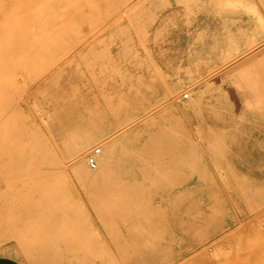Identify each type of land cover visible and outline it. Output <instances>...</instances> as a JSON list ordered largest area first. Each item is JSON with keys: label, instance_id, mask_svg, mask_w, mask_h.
Returning a JSON list of instances; mask_svg holds the SVG:
<instances>
[{"label": "rangeland", "instance_id": "obj_1", "mask_svg": "<svg viewBox=\"0 0 264 264\" xmlns=\"http://www.w3.org/2000/svg\"><path fill=\"white\" fill-rule=\"evenodd\" d=\"M67 4L75 9L70 19L77 29L65 40L55 38L48 51L51 64L36 70L32 67L36 49L30 44L32 1L0 0V75L33 77L37 86L55 73L53 61L66 60L82 48L76 58L87 53L92 64L87 67L82 61L81 81L76 82L86 91L87 106L91 103L100 110L89 125L101 132L102 142L116 132L103 120L106 97H111L113 108L127 124L157 117L144 127L147 161L135 207L119 217L103 213L114 222L109 225L128 219L144 234L126 248L114 247L111 234L91 207L90 182L77 181L65 163L43 160L32 167L28 162L25 168L31 172L24 178L2 182L0 196L14 197H0V206L9 212L8 220L13 209L16 217L24 214L20 222L29 218L34 222L24 225L10 219L9 223L4 214L0 256L22 264H78L81 257L76 254L81 251L74 247L68 230L72 219L85 217L78 207L85 203L105 238L100 244L106 251L102 264H112L114 257L136 261L143 256L157 264H264V0H68ZM74 47L80 48L72 52ZM145 50L158 66L150 65ZM198 55L209 59L215 71L202 77L209 85L203 110L183 111L191 93L185 98L182 90L170 98L166 89L178 75L187 73V67H198L190 63ZM69 75L63 74L60 90L69 87ZM128 87L131 104L119 105L120 110L117 92ZM140 100L146 101V108L135 110ZM53 115L52 110L44 116L51 120ZM53 130L57 138L58 131ZM42 132L50 140L45 127ZM52 143L43 141L37 155L50 157ZM100 147L101 155V143L90 150ZM20 186L28 188L25 194ZM20 194L26 195L30 209L38 206L45 215L25 214L27 207L13 205ZM16 206L19 211L26 208L25 213L17 214ZM174 214L176 235L170 219Z\"/></svg>", "mask_w": 264, "mask_h": 264}, {"label": "bare ground", "instance_id": "obj_2", "mask_svg": "<svg viewBox=\"0 0 264 264\" xmlns=\"http://www.w3.org/2000/svg\"><path fill=\"white\" fill-rule=\"evenodd\" d=\"M31 1L34 20L30 30L33 36L30 40V44L32 49H36L32 54L35 59V64H33L32 67L36 70H41L47 68L48 65L51 64L52 54L48 51L54 47V39L60 37L61 40H65L72 31L77 29V23L70 19L75 9L67 4L68 0ZM142 44L140 43L141 46ZM79 48L80 47H74L72 52ZM81 49L66 60L59 62L53 61L55 73L47 76L44 80L39 82L37 86H35L37 80L33 77H27L16 73L0 75V191L2 190V182L6 180L8 182H13L17 177H25V173L27 172L25 167L28 162L32 163H29L32 167L33 164H37V162L41 165L43 160L56 162L57 164L58 162L68 164L72 169L73 175L77 178V181L82 184L90 182V186H88L90 196H88L91 197V199L89 198L90 201H92V203L90 202L91 207L98 213L97 220L106 228L107 233L111 234V244L114 247L117 246L123 249L128 247L138 236L141 237L142 234H144V230L129 224L128 219L116 225H109L112 220L110 218H104L103 213L109 212L119 217V215L128 214L131 209L135 207L133 202L135 201V196L142 180V167L144 162L147 161L143 153L146 148V132L144 131V127L149 125V122L154 123L153 121L157 117L145 122L143 120H133L131 124H127L124 120L126 118H123L117 113L118 111L116 110L118 109L113 108L114 105L111 103V97H106L104 101L105 107L103 108L106 119L103 118V120L106 124H110V127L112 126L111 128L116 129V132L107 141L102 142L103 138L101 137V132L99 130H93L89 125L94 117V113L98 114L100 110L91 107V103L89 107L87 106V101L89 102V100L86 98V91L79 82H76V80L81 81V78H79V69L82 61H86L85 66L87 67H90V64H92L88 60L89 55L87 53H82L79 55L80 58H76V55L81 52ZM145 51L148 56L147 60L149 59L148 61H151L149 63L153 62V65H150L158 66L155 60L153 61V59L149 58L150 56L147 54V50ZM135 56H137V54H135ZM72 63H74V65H71ZM190 63L198 67H187L186 76L184 75L181 77L178 75L175 80L176 82L167 86L166 93L167 96L172 98L182 90L188 97L190 92L192 96L191 100L183 102L182 110L202 111L204 108V98L209 87L208 84L202 82V77H209L215 69L211 67L212 63L209 59L199 55ZM180 64H182V60ZM202 66H207L208 68L204 69ZM201 71L204 73L202 74ZM199 73H201L202 76ZM63 74H70L66 79V84H69L67 90L59 89ZM195 75L199 77H195ZM191 82L197 84L193 86V83L189 84ZM130 90L131 88L128 87L127 89H122L117 92L119 96L117 105L120 110L122 107L119 105L123 104L129 106L131 104V102L127 100V91ZM114 95L115 94L109 96ZM184 95L182 94V97ZM92 100L94 101L95 97ZM145 102L142 100L137 101L135 110L145 109ZM170 102L174 108L179 109L175 101L171 100ZM52 110L54 113L53 117L51 120L48 118L46 119L44 115H48ZM42 127H45L47 130V134L50 135V140H46L42 132ZM54 128L58 131L57 138L53 135L55 132L53 130ZM199 130L201 129L199 128ZM43 141H46L47 145H50L53 141V146L49 147V151L51 152L50 157L44 158L38 156L36 153ZM95 143H101V145H103V153L101 155H98L101 147L98 153H96V151L91 152L90 149ZM55 146H57L56 149L54 148ZM55 152H58V154ZM91 157L95 159V162L97 160L95 167H92L89 163V158ZM153 157V160H157V157ZM30 172L31 171H28L27 174ZM19 178L16 180H19ZM26 183L27 182H24L22 185L25 186ZM30 183L31 182H29V185ZM8 186L7 189L9 188ZM27 187H29L28 184ZM9 189L11 190L13 188ZM21 189H23V187H21ZM17 190H19V186ZM24 190L25 189L21 190L22 194L26 191ZM17 193L19 194L20 192L17 191ZM27 194H29V192ZM3 196L4 195H1L0 197L2 198ZM12 196L14 197V195ZM12 196L8 198L12 200ZM25 197L26 195L21 194L15 197L17 201L13 205L19 206L18 209L21 208V206H25L28 209L27 211L25 210L26 208L24 210L22 209L26 211L25 213L22 210L19 211L16 206L15 211H18L17 214L20 212L27 214L28 212L30 215L31 213L35 215L38 213L41 216L45 215L44 212L40 211L41 209L38 208V206L31 205L30 209V206L28 207L29 203L24 199ZM15 198L13 201L16 200ZM24 200L26 204L28 203L27 206L26 204L24 205ZM4 203L7 202L5 201ZM11 203L8 207L11 206ZM1 207L2 206H0V221L3 220L4 214L6 215H4L6 220H8L7 215L9 212H4V209L1 210ZM78 207L79 211L84 214L85 217H77L79 221L72 219L71 222H69L70 229L68 230L69 233H71L70 237L74 247L76 250L80 249L81 251L78 254L75 253L81 257L78 264H102L103 257H106V251L103 250L104 246L100 244L104 243L105 238H103L100 233L99 225L88 213V205L81 203ZM12 212L13 209L11 211L12 215H10L12 217H9L8 222L11 219L10 222L16 221L19 223L20 219H22V216H20L22 213L16 217L14 216L15 213L13 212V214ZM14 217H16V219ZM66 219L64 217L63 220ZM170 219L173 224V233L176 235L178 227L177 217L174 214ZM30 220L34 222L33 219L29 218L28 221L24 219V223H26V225L27 223L30 224ZM22 222L23 221L20 223L24 224ZM78 223L80 225L77 228L76 224ZM58 224L60 223L58 222ZM10 226H12V223ZM14 226L15 224L13 227ZM108 226L112 227V232L108 231ZM1 231H3V228ZM0 234L2 233L0 232ZM120 255L125 256L126 254L122 252ZM93 257L96 258L95 261L90 259ZM40 263L44 264V262ZM46 263L47 262H45V264ZM111 263L157 264L147 256H143L136 261H121L114 257Z\"/></svg>", "mask_w": 264, "mask_h": 264}, {"label": "crops", "instance_id": "obj_3", "mask_svg": "<svg viewBox=\"0 0 264 264\" xmlns=\"http://www.w3.org/2000/svg\"><path fill=\"white\" fill-rule=\"evenodd\" d=\"M0 264H22V263L9 256H0Z\"/></svg>", "mask_w": 264, "mask_h": 264}, {"label": "built area", "instance_id": "obj_4", "mask_svg": "<svg viewBox=\"0 0 264 264\" xmlns=\"http://www.w3.org/2000/svg\"><path fill=\"white\" fill-rule=\"evenodd\" d=\"M186 97H188V96L186 95L185 98ZM95 151H96V153H98L99 152V148H97ZM89 163H90V165L92 167H95V165H96L95 159L93 157L89 158Z\"/></svg>", "mask_w": 264, "mask_h": 264}]
</instances>
